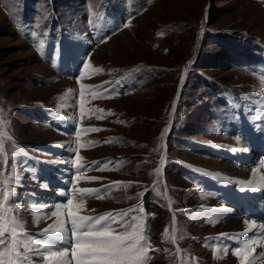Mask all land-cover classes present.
<instances>
[{
	"label": "rangeland",
	"instance_id": "obj_1",
	"mask_svg": "<svg viewBox=\"0 0 264 264\" xmlns=\"http://www.w3.org/2000/svg\"><path fill=\"white\" fill-rule=\"evenodd\" d=\"M90 1L61 0L63 13L44 28L34 24L51 17L46 0H0V197L7 191L5 206L13 205L30 231L44 226L54 206L43 204L59 189L73 196L79 188L103 190L121 182L103 199H87L85 207L138 209L132 214L142 218L151 245L147 264H178L177 255L191 251L207 253L200 264H220L198 242L213 230L212 219L196 221L190 206L220 193L208 215L218 207L223 216L233 210L235 218L221 229L217 224L218 231H229L228 222L242 217L209 176L223 174L229 187L242 183L224 175L226 168L240 169L229 160L244 145L238 128L229 129L241 123L237 113L249 115L250 105L264 98V2L123 0L132 13L110 26ZM125 15L121 8L119 19ZM75 40L84 43L80 50ZM126 72L137 87L133 93L122 84ZM91 128L100 131H86ZM164 135L169 138L162 140ZM60 141H72V164L92 163L80 170L79 180L71 163L42 167L45 150ZM160 147L168 152L162 166ZM97 161L111 163L97 170ZM49 177L57 182L46 186ZM262 178L264 166L240 186L263 189ZM205 183H213L211 192ZM260 197L264 201V192ZM239 228L233 227L235 234L245 229Z\"/></svg>",
	"mask_w": 264,
	"mask_h": 264
},
{
	"label": "snow or ice",
	"instance_id": "obj_2",
	"mask_svg": "<svg viewBox=\"0 0 264 264\" xmlns=\"http://www.w3.org/2000/svg\"><path fill=\"white\" fill-rule=\"evenodd\" d=\"M83 95L81 91V112ZM86 131L100 129L91 128ZM2 152L3 141L0 140V153ZM93 163L99 165L97 170H107V165L111 162ZM76 167L79 180L80 170L86 172L91 165L85 167L77 164ZM88 179L95 181L100 178ZM120 183L113 182L103 190L77 189L73 193L74 198H67L66 203H61L46 213L47 218L53 219V224L40 234L39 241L26 231L24 224L13 214V205L5 206L8 200V193L5 191L0 197V264H147L151 259L148 255L151 245L145 234L142 218L132 214L137 213L138 209L106 212L97 216L81 214L87 199H103L106 192L118 187ZM123 186L126 188L129 185ZM63 195L67 197V194ZM233 254L242 259L247 258L240 248L235 249ZM34 256L36 260L33 259ZM259 258L264 261V250L259 253ZM252 264H256V261L253 260Z\"/></svg>",
	"mask_w": 264,
	"mask_h": 264
},
{
	"label": "bare ground",
	"instance_id": "obj_3",
	"mask_svg": "<svg viewBox=\"0 0 264 264\" xmlns=\"http://www.w3.org/2000/svg\"><path fill=\"white\" fill-rule=\"evenodd\" d=\"M257 177V176H256ZM202 221V220H201ZM228 224H230L231 226H228L229 227V230L233 229V227H240V228H246L247 225L250 224V221L249 220H246V218H237V219H234V220H230L228 222ZM239 228V229H240ZM238 229V228H237ZM235 231H237L235 229ZM219 244V243H218ZM221 246V245H220ZM228 257V256H227ZM232 259H234V257L230 256ZM251 259V258H250ZM234 264H236L237 262V258L235 257V261H232Z\"/></svg>",
	"mask_w": 264,
	"mask_h": 264
},
{
	"label": "trees",
	"instance_id": "obj_4",
	"mask_svg": "<svg viewBox=\"0 0 264 264\" xmlns=\"http://www.w3.org/2000/svg\"><path fill=\"white\" fill-rule=\"evenodd\" d=\"M95 1H98V0H91V2H95ZM261 1H263V0H261ZM264 2V1H263ZM54 3V5H55V10H56V13L57 14H61L62 13V10L60 11V7H59V4H58V1L57 2H53ZM61 7H62V4H61ZM243 32H245V30H240L239 31V33L241 34V35H243ZM222 49H223V51L225 52V50H224V48L222 47ZM224 52H223V54H224Z\"/></svg>",
	"mask_w": 264,
	"mask_h": 264
}]
</instances>
